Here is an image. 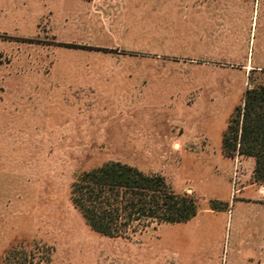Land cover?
<instances>
[{
    "label": "rangeland",
    "instance_id": "1",
    "mask_svg": "<svg viewBox=\"0 0 264 264\" xmlns=\"http://www.w3.org/2000/svg\"><path fill=\"white\" fill-rule=\"evenodd\" d=\"M84 1L0 0V264L14 249L28 264H207L241 212L264 213L254 160L222 152L247 60L262 69L251 85L264 84V0ZM121 62L147 63L174 114L122 123L144 86L114 84ZM109 162L164 176L196 198L197 217L128 238L93 231L72 185Z\"/></svg>",
    "mask_w": 264,
    "mask_h": 264
},
{
    "label": "trees",
    "instance_id": "2",
    "mask_svg": "<svg viewBox=\"0 0 264 264\" xmlns=\"http://www.w3.org/2000/svg\"><path fill=\"white\" fill-rule=\"evenodd\" d=\"M109 52L108 49L81 47ZM248 87L223 134L226 158L253 159L256 182L264 181V84ZM71 199L90 228L110 238H128L149 228L185 224L198 215L196 198L177 194L164 176L146 174L121 162L86 172L72 185ZM225 202L210 201V210L224 211ZM23 254L25 258L23 259ZM26 253L14 249L1 264H28Z\"/></svg>",
    "mask_w": 264,
    "mask_h": 264
},
{
    "label": "crops",
    "instance_id": "3",
    "mask_svg": "<svg viewBox=\"0 0 264 264\" xmlns=\"http://www.w3.org/2000/svg\"><path fill=\"white\" fill-rule=\"evenodd\" d=\"M85 2L84 0H79V3ZM192 21L200 22L202 20L205 21L207 18L203 14L193 13L190 15ZM235 26V25H234ZM195 29L202 28L203 26H198L197 23L193 26ZM138 58V57H133ZM250 65V66H249ZM128 66V67H127ZM115 69V74L117 75L116 78L111 79L115 81V85L118 87L129 85V86H136L141 84L143 88L138 89L141 94V98L137 100L139 102L133 109V113H127L123 117L122 123L126 124V120L134 118L136 115L142 112H162L165 113V116L168 117L174 114L172 107L168 106L167 108H163L164 105L161 104V101H164L165 95L164 90L159 88L160 82L156 81L157 88L149 90L148 82H145L144 79L147 77L148 72V65L147 63H131L128 64L126 62L116 63V66L113 68ZM138 70L140 69V76L131 73L126 77V74L120 76L123 70ZM259 71L262 70L260 68H255L248 62H245L243 68L239 70L243 79L249 76L252 71ZM144 75V77H143ZM132 76V77H130ZM145 85L147 87H145ZM159 85V86H158ZM136 91L137 88L133 87ZM133 91V89H132ZM118 94L123 93L125 94V89L118 88ZM139 93V92H138ZM153 94L154 97L152 99L148 98V94ZM164 96V97H163ZM171 100V97L168 98ZM152 101L154 103L149 107V102ZM160 102V103H159ZM157 104V105H156ZM175 111V110H174ZM252 160V159H251ZM253 221H250V217L246 216L245 212H241V215L236 223V229L238 236L235 237L233 240L229 239L228 243L226 241L216 243L217 249L216 252L213 253L212 256L206 262L207 264H264V213L260 209H253Z\"/></svg>",
    "mask_w": 264,
    "mask_h": 264
}]
</instances>
